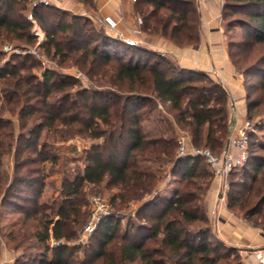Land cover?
<instances>
[{"label":"trees","instance_id":"1","mask_svg":"<svg viewBox=\"0 0 264 264\" xmlns=\"http://www.w3.org/2000/svg\"><path fill=\"white\" fill-rule=\"evenodd\" d=\"M81 1L95 7V0ZM134 10L143 18V33L162 36L179 47H198V0H136ZM222 20L232 64L244 75L257 74L251 72L255 63L247 64L253 58L256 63L264 61V0H225ZM34 25L44 33L39 44L43 52L59 64L74 65L96 87L83 88L79 77L54 68H43L39 77L32 70L41 61L31 54L18 61L14 55L0 67V99L11 114L19 111L23 129L31 124L30 135L17 136L13 121L0 118V204L16 189L23 193L22 203L15 204L20 215L6 237L11 248L16 252L23 248L26 257L12 264H167L165 258L175 264H221L229 259L236 248L215 235L205 211L208 178L214 175L204 158L179 157L174 135L149 136L140 111L155 100L167 104L176 123L189 129L193 145L221 154L230 134L231 98L226 86L146 46L107 35L92 16L38 0H0V43L32 42L37 38ZM260 71L264 78V68ZM104 85L110 90L97 88ZM260 107L264 108V93L256 99L249 93L247 116ZM45 129L60 141L81 133L90 140L83 166L73 177L62 178L58 196L52 195L50 202L42 200L50 176L45 164L55 165L59 157L52 142H39ZM257 146L255 135L245 171ZM13 150L10 173L4 166ZM24 153L28 155L20 161ZM253 169L248 181L230 183L227 206L231 211L240 209L244 220L264 230V163ZM169 172L180 174L184 182L170 197L163 192ZM86 184H105L112 190L113 208L136 204L137 215L146 214L147 222L129 221L121 229V220L112 213L92 232L95 244L82 248L72 243L90 219ZM198 222L204 225L192 227ZM79 251L85 258H78Z\"/></svg>","mask_w":264,"mask_h":264},{"label":"rangeland","instance_id":"2","mask_svg":"<svg viewBox=\"0 0 264 264\" xmlns=\"http://www.w3.org/2000/svg\"><path fill=\"white\" fill-rule=\"evenodd\" d=\"M76 1L83 4L85 9L88 10V11H83L81 9L80 11L82 12V14L80 15H85V16L92 15V17L96 20V23L99 25L98 19L101 18L102 16H99V17L95 16L96 14L90 11V6H87L81 0H76ZM69 11L73 13H77L75 11H79V10H76V9L72 10L71 8V10ZM27 14L29 15L28 17H31L29 11L27 12ZM137 16H140V15L137 14ZM33 29L35 31V35L37 36V38L34 39L32 42H27L26 40L13 39V40H8V41H4L3 43H0V49H2L3 51L2 55H0V67L4 66V64L8 60H10L11 57H13L14 55H16V61H18V60H22L24 56L31 54L36 59H39L41 61L40 62L41 64L39 66H36V68L32 70L39 77L41 76V71L43 68H54L57 72L68 73V74L75 75L76 77H79L81 79L83 88H87L90 86L96 87V85L89 79V77L85 75L77 67H75L74 65L67 64V63L59 64L57 58L54 59L51 56H47L43 52V49L39 47V44L42 41V37L44 36V33L41 31V29L37 25H34ZM148 37L150 36L148 35ZM145 43L147 44L146 47L151 49L152 51L160 53V54L164 53L165 55H168L165 52H162L152 47L148 40H145ZM255 59L256 58L251 59L247 65H251L252 63H255L251 72L257 73V74L244 75L241 69H238L233 65L236 71V76L240 80V84L242 86L240 90L241 95L239 96L238 100H244L246 104H247V95H249V93L250 95H252L254 99L260 97L262 93H264V91L261 89V86L263 84L262 81H264V78L262 76L263 74H260L262 73L260 70L264 68V61L260 60L259 62L256 63L254 62ZM211 78L213 80H216L224 84L221 77L219 76H217V78H214L212 76ZM97 88L110 90V87L107 85L98 86ZM0 91H1V86H0ZM230 98L231 100H230L229 105L231 107V105L233 104L232 103L233 99H234V96L231 95V93H230ZM8 109H9V105L6 102H4L3 98H1L0 99V118L4 120L13 121L14 126H15V135L18 136L19 134H21V135H24L25 137L30 135L28 127L31 124H29L27 128L23 129L20 126L21 119H19V115H18L19 111L17 110L15 114H11L8 111ZM140 111L143 112L144 125H145L146 132L148 133L149 136L165 135L169 137V136L174 135L176 137V140H178V138L181 135H186L187 139H189L191 144H193L192 136L190 134L189 129L184 128L183 126L176 123L174 116H173L174 112H172L169 109L167 104H163L162 102L155 100V103L145 104ZM246 118L253 121L255 125H257V123L262 124V126L257 125V133L255 134L259 138V146L254 148V151L251 154V158L248 162V165L246 166L247 167L246 171L244 169H239V170H235L232 172V175H230V177L228 178V182H229L228 191L230 189V183H236L237 181L249 179V177L253 175L256 171L255 169H253V167L255 165H258V164L261 165L264 163V108L260 107V108L253 110L252 117H249L246 115ZM30 121L32 123L34 119ZM39 121L41 120L37 118L36 122L38 123ZM50 135L51 134L47 132V129H45L41 133L40 140H39V142H42L48 139L50 142H52V148L55 149V153L59 157L55 165L49 162L45 164L46 165L45 171H47V173H49L50 176L47 178V183L44 188L42 200H46V201L48 200L49 202L51 200V197L58 196L57 188H59L62 178L64 176L73 177L74 173L83 166L85 149L89 147L90 145V140L86 138V134H83V133L75 135L74 137L69 138L67 140H63V141L54 139ZM19 144L23 146L22 141ZM200 147H203V146H200ZM177 151H178V147H177ZM26 155H28V153H24L20 161L24 159ZM14 159L15 158H14V150H13L11 154L6 156L5 166H4V170L6 172L8 171H10V173L13 172V161H15ZM152 165H157V164L154 163ZM31 166L35 168L43 167V164H40V165L31 164ZM247 171L249 172L248 178L246 177L247 175L245 176ZM261 175L262 173L259 174V178L261 177ZM208 179L211 180V184H210L211 186L215 177L208 178ZM183 185H184V182L182 181V176L180 174L173 176L169 172L168 180L166 184L163 185V188H164L163 192L166 196L170 197L172 196L173 192L175 191L177 187H181ZM84 193H85L86 201L88 203V209L89 211H91V203L89 199L90 196L95 195V194L101 195L104 199H106L110 203V195L112 193V190L106 188L105 184H102V185L86 184L84 188ZM22 194L23 193L19 191V189H16L13 191V194L10 196L7 202L0 204V257H1L2 249L7 248L12 253V256H13V260L11 263H13L17 258L22 263L24 262V259L26 257L25 250L23 248H20L17 252L13 250L11 248L12 243L9 242V240L6 237V234L10 229L9 225L12 223V221H14V219H17L20 215V210L15 206V204L22 203V200L19 198ZM227 199H228V192L226 194V202H227ZM204 204H205V201H204ZM136 208H137L136 204H132L129 208L122 209V210L112 207L113 213L116 215V218L121 220V226H120L121 229H124V227L127 225L129 221L135 224H141V223L147 222V220L144 218L146 214L137 215L138 209ZM233 212L238 214L241 217H243L244 215V212L238 208L234 210ZM263 212H264V207H263ZM258 217L259 215L257 214L256 216L252 218V220L254 221ZM203 225H204L203 223L198 222L194 224L192 227L203 226ZM209 225L213 228V224L211 222ZM83 230L80 232L79 239L72 243L81 244L82 248L88 247L91 244H95V241L91 238L93 233H91L87 237H83V233H84ZM261 230L264 232L262 228ZM31 251L29 250L28 253H30ZM222 251H224L223 248H222ZM76 255L78 256V258H81V259L85 258V254L82 251L77 252ZM165 259L167 261V264H175L172 258H165ZM240 260H241L240 253L238 252V250H236L235 253L229 259L223 260L221 264H239Z\"/></svg>","mask_w":264,"mask_h":264},{"label":"crops","instance_id":"3","mask_svg":"<svg viewBox=\"0 0 264 264\" xmlns=\"http://www.w3.org/2000/svg\"><path fill=\"white\" fill-rule=\"evenodd\" d=\"M76 2L78 1L55 0L56 5L68 10L71 8L79 10L75 11L79 14H82L81 9L88 11L83 4ZM224 4L225 0H198L201 15V41L198 47H179L159 35L148 37V34L143 32L134 34L133 31L138 27L134 1L95 0V7H90V11L98 17L105 14L113 15L120 20V27L125 34L148 40L152 47L168 54L167 57L183 68L201 71L214 78L221 77L234 96L230 107V121L235 118L240 123L246 118L247 104L244 100H238L242 86L229 56V37L222 20ZM219 186L220 181L215 178L205 195V211L213 224L215 235L238 250L241 258L239 264H264V232L260 228L253 227L228 208L226 199H222L219 195ZM12 260V253L7 248H3L1 264H12Z\"/></svg>","mask_w":264,"mask_h":264},{"label":"built area","instance_id":"4","mask_svg":"<svg viewBox=\"0 0 264 264\" xmlns=\"http://www.w3.org/2000/svg\"><path fill=\"white\" fill-rule=\"evenodd\" d=\"M136 1V0H133ZM46 5H54L55 0H38ZM56 5V4H55ZM138 28L134 34H141V25L143 18H136ZM100 27L117 39H121L128 45L146 46L145 39L138 36H130L124 33L120 27V20L111 14H105L98 19ZM161 55L166 56L164 53ZM257 133V125L248 118H244L240 123L237 119L230 121V134L228 138V147L224 148L221 154H216L209 148L197 147L191 144L186 135H181L178 140L179 156H200L204 158L210 171L220 181L219 195L226 199L229 182L228 178L233 171L242 169L250 156V145L252 137ZM91 213L90 219L83 230V237L89 236L97 227L98 223L105 217L113 213L111 204L101 195H91ZM137 209V208H136ZM264 262V261H263Z\"/></svg>","mask_w":264,"mask_h":264},{"label":"water","instance_id":"5","mask_svg":"<svg viewBox=\"0 0 264 264\" xmlns=\"http://www.w3.org/2000/svg\"><path fill=\"white\" fill-rule=\"evenodd\" d=\"M106 32L107 35L111 36V37H114L112 36L111 34H109L106 30H104ZM115 38V37H114ZM228 147V143L226 144V148ZM179 157H183V156H179Z\"/></svg>","mask_w":264,"mask_h":264}]
</instances>
